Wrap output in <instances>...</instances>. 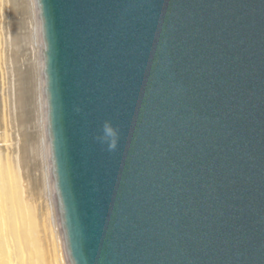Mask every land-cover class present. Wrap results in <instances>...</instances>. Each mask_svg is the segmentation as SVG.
Returning <instances> with one entry per match:
<instances>
[{
	"label": "water",
	"instance_id": "1",
	"mask_svg": "<svg viewBox=\"0 0 264 264\" xmlns=\"http://www.w3.org/2000/svg\"><path fill=\"white\" fill-rule=\"evenodd\" d=\"M71 264H264V0H37Z\"/></svg>",
	"mask_w": 264,
	"mask_h": 264
},
{
	"label": "bare ground",
	"instance_id": "2",
	"mask_svg": "<svg viewBox=\"0 0 264 264\" xmlns=\"http://www.w3.org/2000/svg\"><path fill=\"white\" fill-rule=\"evenodd\" d=\"M37 0H0V264H71L48 134Z\"/></svg>",
	"mask_w": 264,
	"mask_h": 264
}]
</instances>
